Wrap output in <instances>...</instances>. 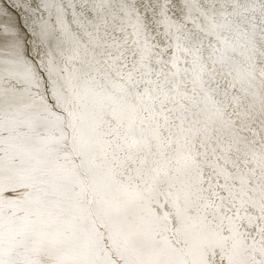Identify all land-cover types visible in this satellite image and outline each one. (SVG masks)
Here are the masks:
<instances>
[{"label":"snow or ice","instance_id":"1","mask_svg":"<svg viewBox=\"0 0 264 264\" xmlns=\"http://www.w3.org/2000/svg\"><path fill=\"white\" fill-rule=\"evenodd\" d=\"M0 264H264V0H0Z\"/></svg>","mask_w":264,"mask_h":264}]
</instances>
